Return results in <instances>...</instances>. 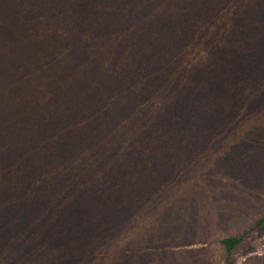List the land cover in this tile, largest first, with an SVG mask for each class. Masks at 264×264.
I'll list each match as a JSON object with an SVG mask.
<instances>
[{
  "label": "rangeland",
  "instance_id": "374dc122",
  "mask_svg": "<svg viewBox=\"0 0 264 264\" xmlns=\"http://www.w3.org/2000/svg\"><path fill=\"white\" fill-rule=\"evenodd\" d=\"M18 1L20 3L0 0V20L4 16V4L9 9H14L13 5H20L12 11L34 13L44 10L45 20L39 26L44 24L45 27L41 28L43 32H37L40 39L38 46L42 51H37L35 46L31 47L35 51L28 48L32 54H36V58H30L29 80L22 79L21 71L17 68L9 67V72L14 73L11 79L9 74L4 73L6 41L0 38V109L12 113L8 122L0 120V264H65V259L70 261L68 264H89L93 259H86L87 255L91 256L88 251L87 255H83L87 248L83 250L82 243L95 249L93 253H97L95 261L98 263L112 261L111 253L104 251L110 243L104 234V226L100 222H92L91 216L84 218L82 212L76 216L71 212L65 218L53 213L40 218L32 208L31 214L24 218L29 220L28 223L25 221L21 226L10 220L5 221L6 227L3 226L7 204L12 203L17 193L9 183L25 184V188H29L39 180L40 174L25 172L24 166L19 163L12 176L2 171L9 167L14 157L23 156L21 146L30 145L28 147L32 148L31 144H27L29 140L26 135H30V129L33 131L34 118L21 105L19 100L23 96L19 90L24 94L40 88L54 99L49 105V108L54 105V113L67 105L63 129L44 131L45 141L56 139L50 144L46 142L49 149L69 156L79 153V149L81 152L87 151L80 160L86 165L91 156L89 148H95L92 146L100 145L104 149L108 144L109 150L110 143H102L107 136L102 134L103 131L107 128L117 129L120 121L116 118L119 115L130 119L133 108L140 105L138 103L147 102L149 113L145 114V119L150 122L154 132L147 134L145 146L132 142L129 153L135 156L145 152L146 157L149 154L148 143L160 142L162 145L159 144L154 152L160 157H147L148 172L144 174L147 182H140L137 187L126 180L121 182L124 178L118 181L120 186L128 188V192L135 187L134 190L145 194L150 189H160L156 193H166L162 194L161 199L154 194L151 202L144 203L149 211L159 205L158 214L165 209V223H169L167 225L170 227L161 231L162 239L157 237L159 232L153 234L156 230L149 228V234L155 240H152L154 244L143 249L145 253H151V260L144 264H226L215 239L237 234L264 215V95L262 106H258V117L249 120L246 109H256L258 103L251 93L253 83L250 77L239 72L240 65L247 59V32H252L254 24L264 20V0H256L255 3L245 0ZM57 7H61L60 16H57ZM228 8L229 17L226 16ZM112 19L114 22L111 24ZM213 20H218L219 24ZM234 21L237 25H232ZM7 43L13 45V38ZM87 47L90 57L98 59L99 72L112 71L109 76L114 78L117 86L125 84L124 76H129L132 81L138 78L143 83V90L140 89L142 95L135 97L131 94L128 105L121 109L117 104L108 105V110H104L106 113L103 114L97 99L99 96L95 93L102 96L105 91L110 92V88L102 82L101 89L96 91L81 89L91 95L90 101L84 97L87 103L82 105V110L76 104L80 101L65 102L67 94L76 90L78 93L80 88L69 85L74 70L68 75V70L63 69L64 65L70 63L77 75L80 69V74H87V57L85 53L80 54ZM207 48L211 53L206 52ZM45 49L53 62L49 72L41 63ZM120 51H124V54ZM134 54L143 58L141 63L148 72L143 77L138 72L129 75L127 71L118 72L117 60L122 56L127 59ZM83 75L82 79L76 78L77 84L83 85L85 79L90 77ZM127 82L130 85L129 80ZM154 83L161 89L155 90ZM15 98L19 99L17 103ZM131 105L133 108L129 107ZM126 107L130 112L122 110ZM79 110L84 111L87 118L93 116L90 114L93 110L102 114L103 126L100 125L99 131L88 140L91 141L89 144H85L89 131L85 129L86 121ZM224 112L229 117L226 125L223 124ZM206 119L211 120L215 129L225 125L223 128L226 131L202 136L197 129L195 136V123L200 130H204ZM44 126H47V122ZM122 126L123 123L119 125ZM161 126L165 132H155ZM20 141H23L22 145ZM124 142L125 139L119 142L117 148ZM166 147L174 150L175 157L165 163L160 162ZM112 148L117 149L116 146ZM107 152L112 156L115 154L112 149ZM158 167L161 172L167 171L168 179L166 174L165 181L163 177L159 178V172L153 173ZM138 171L135 170L134 174ZM7 191H11V195L8 196ZM165 195L171 196V199H166L162 204ZM129 202L132 207L138 203L135 199ZM60 235L62 240L57 237ZM7 240L13 244L3 249ZM103 252L106 253L104 256ZM68 255L71 257L67 258ZM133 264L142 262L135 259ZM230 264H264V226L235 252Z\"/></svg>",
  "mask_w": 264,
  "mask_h": 264
},
{
  "label": "trees",
  "instance_id": "16d2710c",
  "mask_svg": "<svg viewBox=\"0 0 264 264\" xmlns=\"http://www.w3.org/2000/svg\"><path fill=\"white\" fill-rule=\"evenodd\" d=\"M29 1L30 0H27V2ZM245 1L255 3L256 0ZM16 2L20 3L18 0H16ZM22 2H24V0H22ZM4 5V16L2 17V20H0V38L2 39L3 37L4 41H6L4 58H7L4 66V73H6L7 76L9 74V78L11 79L14 77V73L9 72L10 68H17L21 71L22 79L29 80V78L31 77L28 73L30 70L31 63L30 58H36V54H32L29 49H33L34 51L35 49H37V51H42V49L39 48L40 39L37 35V32H43V29L41 28L45 27L44 24L42 26H39L45 20L44 10L41 12L38 11L34 13H29L26 11L17 13L12 10H17L20 5L18 7L13 5L14 9H9L6 4ZM57 8V16H60L61 7ZM232 10L233 9L231 8V11ZM229 12L230 8L227 9L226 13V16L228 17ZM36 16L37 19L35 18ZM113 22L114 19L111 20V24ZM213 22L217 24L218 20H213ZM232 25H237L236 21L232 22ZM231 29L233 30V26L231 27ZM153 37L154 39H156V34H154ZM11 38H13L14 44L8 45L7 41H10ZM246 41L248 51H246L245 56H247V59H245V62L242 66L240 65L239 72H241L244 76L248 75L250 77L251 83H253V86L251 87V90L253 91L251 93L254 95V101L258 103V105L256 109L253 107V109L251 107L246 109L248 119L252 120L258 117V106H262L263 104L262 95H264V20L260 21L257 24H254L252 32H247ZM32 46H35V49L31 48ZM84 51L82 50L83 53H81L80 51V54L85 53V57H87L86 69L88 70V73L83 74H85L86 77H90L88 80L85 79L83 85L77 84L76 80V78L78 77H81L80 79H82L83 74H80V70L82 69L78 71L79 75L75 74V69L73 66H71L70 63H66L64 65L65 68L63 69L68 70V75L70 74L69 72L74 70V75L72 77L73 79L71 81V84L69 85L78 87L80 88V90L83 88H91L92 91H96L99 88L101 89L102 84L106 85L107 88H110V92L105 91V94L102 96H100V93H95L99 96L97 97V99L99 100L102 106L101 112H103V114L106 113L104 110H108V105L117 104L120 106L121 109L122 106L128 105L127 101L131 94L135 97H140L142 95L143 89L141 88V85L143 83L141 80H138L137 78L136 80L132 81L130 80L129 76H124L122 78L123 81L126 79L124 82L125 84L117 86L114 82V78L110 77L112 71H107L106 73H103V71L99 72L100 64L97 61L98 59L95 57H90L91 54L88 50V47L84 49ZM121 52L122 54H124V51H120V53ZM206 52L211 53L208 48ZM48 54L49 51L45 49L43 52V56L45 57L42 56L41 60L42 65L46 66L44 69L47 70V72L50 71V68H53V62L51 61L52 59H49ZM132 57L138 60L131 59ZM142 59L143 58L139 57L138 55L136 56L135 54L131 57H127V59H123V56L120 57L117 60L118 72L121 73L127 71L128 75L133 72H138V74L143 77L148 72L147 69H145L141 63L143 61ZM128 80L130 85L127 84ZM155 84L156 83H154L153 85L156 87L155 90H160L161 88ZM64 85L66 88H68L67 84ZM118 88L120 89V91L118 90ZM80 90L78 93L76 90V93L71 91L69 95L64 94L63 96L66 95L65 98L67 99L65 100V102L80 101L76 104L79 105L82 110V105L84 106V104L87 103L85 101V98L89 100L91 95H88L89 92L84 93L82 90ZM45 91V89L43 90L42 88H40L36 92H28L24 93V95L23 92L19 90V93L23 97L21 98V100L18 99L20 95L18 96V98H15L16 103L17 100H19L21 105H23V107L26 109V112L32 113V116L34 118V127L33 123L30 125L31 128L33 127V131L31 129L29 131L31 136L29 135V133H27L26 135L29 140L27 141V144H31L32 148L28 147L30 145H28L27 147L21 146L22 152L24 153L23 156L17 157V159L16 157H14V161L9 165V167L5 168V171L2 172L9 176L14 175L15 168H17V165L19 163L24 166V171H32L34 174H37V176L39 174L40 175L38 176L39 180L35 184H33L32 187L29 188H25V184L18 185L15 183L12 184L11 182L9 183L12 185L11 188L17 190L15 191L17 193L15 195V199H13L14 202L12 201V203L7 204V208L4 215L6 219L2 220L4 224L3 226L6 227L5 221L10 220L19 223L21 226L25 223V221H27L28 223L29 220L27 218H24L27 215L31 214L32 208L34 209L36 215L40 218H43L46 215L52 213L54 215L62 216L65 218L68 217L71 212L75 216L78 212H82L81 215L84 218L91 216L90 218L92 219V222H100L102 226L105 227H103V229L105 230L104 234L107 238H109L110 243L109 245H106L104 251L108 252V254L111 253L112 259L111 262H107L105 264H117L120 261H122L123 264H133V262H135V259H139L140 263L142 262V264L146 263L147 260L150 261L151 253H149L148 250V252L145 253V250H143L146 249V247H150L152 244H154L152 240L155 239L152 238L151 234H149V228L152 227L153 230H156V232L153 234H157V232H159L160 235L157 234V237H160L162 239L163 235H161V231L164 229L169 230L170 227L169 225H167L169 223H165V209L162 210L163 213L158 214L157 207L159 205H157L156 209H150L151 211H149L148 209H145L146 206L144 203L148 201L151 202L153 200L151 199V197H153L154 194L160 196L161 199L162 194L164 195L166 193H156V191H159L160 189H150V192L147 191V193L145 194L141 191L138 192V189L134 190L135 187H133L134 191L129 190L128 192V188L120 186L118 183V181L120 182V179L123 178L124 179L121 182H124L126 180L129 181V183L131 182L132 185L135 184V186L137 187L138 185H140V182H147V179H144V174L148 172L149 166L147 162V157H160V155L154 154L155 148L160 146V142L157 143L158 145L155 143H148L149 154L146 157L145 152L141 154L143 156H133L129 153L130 147L133 145L132 142L134 144L138 142L140 146H145L144 143H146L147 134H151L154 132L153 130H151L152 125H150V122L145 119V114L149 113L146 107V104L148 105V103H138L140 105L135 106L134 108L132 105L129 106L130 108H133L130 119H125L121 115L116 118L120 121L119 125L123 123L122 127H119L118 125L117 129L111 130L110 128H107L106 131H103L102 134H107V136L104 140H102V143H104L105 145L107 144V142L110 143L109 150L112 149V151L115 152L114 156L110 155L107 152L109 151L108 144L106 145L107 148L104 149H101L102 147L100 145H95L92 146L95 148H89L91 156L89 157L90 160L86 165L85 162L80 163V160L82 157H85L83 155H86L87 151L81 152L79 149V153L69 156L65 153H57L49 149L50 146L47 143L50 144L53 141H56V139L51 138L50 140L45 141L46 134L44 133V131H47L50 128L52 129V131L56 128V132L63 129V121L67 118L64 109L67 105L64 108L60 107L61 109H59L57 113H54V105L53 107L49 108L50 102H52V100L54 101V99L48 97ZM143 95H145V93ZM81 96H83V99ZM135 102H138V100H136ZM129 107H126L122 110L130 112V110H128ZM81 113H83L84 115L82 116L84 122L86 121L84 124H86L85 127L87 128L85 129H87L90 134L89 135L87 133L88 136L86 138L85 144H89L91 141L88 140H90V138H92V136H94L99 131L98 129H100V125L103 126L102 114L100 113V111L98 113L93 110V112L90 113L91 116H93L91 118H87V115L84 113V111ZM11 115V111L0 109L1 121L3 120L8 122L9 119H11L12 117ZM222 115L224 120L223 124H225L226 120L228 121L229 118L227 117L228 113L224 112ZM52 117L56 118V120ZM137 117L141 118L136 120L133 119ZM46 122L47 126L45 127L44 125L46 124ZM132 123H137V125H132ZM211 123L212 122L210 119H206L204 130H200L199 125L195 123V136H197V129L199 130V133L202 136H211L212 134L217 135L220 132L226 131V129L223 128V126L225 127L226 124L220 126V128L215 129ZM1 125L2 123L0 124V126ZM23 126L26 125L23 124ZM126 128H128V130ZM163 129L164 128L161 126V129H158L155 132H165ZM90 130L94 131L91 132ZM129 133H131V135ZM124 139L126 140V142L120 144V147L117 148V146H119V142L123 141ZM43 143H45V146L42 148V151L44 153L40 151V147ZM112 146H114V148L116 146L117 149H113ZM167 149L168 148L166 147L163 150L160 162H166V160H168L169 158L171 159L175 157L174 150ZM36 152H40V154L37 155ZM40 156H42L41 159L39 158ZM137 157H141V159H138ZM75 160H78V162H72ZM150 160L151 159H149V161ZM157 163L160 164L159 162ZM135 170H139L138 173L134 174ZM157 172H159V178L163 177L165 181V175L167 174V171L161 172L159 171L158 167V170H154L153 173ZM166 176L168 179V174ZM11 181L13 182V180ZM20 182L23 183L22 181ZM185 184L187 183L185 182ZM7 195H11V191H7ZM133 199L138 201L137 205L134 207H132L131 203L129 202ZM166 199H171V196L165 195L162 199V204L165 202ZM173 216L170 217L172 218ZM263 226L264 215L258 217L256 220H254L252 223H250L237 234L220 236L215 239L216 243H218L222 249L225 263L230 264L235 252ZM57 237L58 239L61 238L62 240L61 235ZM144 239L147 240L145 241ZM9 240L4 243L6 245L3 249H6V247L13 244L12 242L10 244ZM82 244L83 250L87 248L85 252L83 251V255H87L86 251H88L91 256L87 255L88 257L86 259H93L92 261H89V264H103V261H101V263L95 261V259H97V253H93L95 249H92V247L89 245L88 247H86V243ZM160 246H162V244ZM102 254L104 256L106 253L104 254L103 252ZM69 257H71V255L67 256V258ZM69 262L70 261H68V259H65L64 261L65 264H68ZM119 264H121V262Z\"/></svg>",
  "mask_w": 264,
  "mask_h": 264
}]
</instances>
